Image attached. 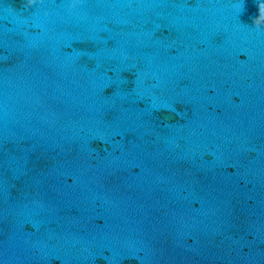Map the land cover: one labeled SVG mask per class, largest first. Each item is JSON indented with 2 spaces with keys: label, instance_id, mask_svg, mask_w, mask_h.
<instances>
[{
  "label": "water",
  "instance_id": "water-1",
  "mask_svg": "<svg viewBox=\"0 0 264 264\" xmlns=\"http://www.w3.org/2000/svg\"><path fill=\"white\" fill-rule=\"evenodd\" d=\"M264 0H0V264H264Z\"/></svg>",
  "mask_w": 264,
  "mask_h": 264
},
{
  "label": "clouds",
  "instance_id": "clouds-1",
  "mask_svg": "<svg viewBox=\"0 0 264 264\" xmlns=\"http://www.w3.org/2000/svg\"><path fill=\"white\" fill-rule=\"evenodd\" d=\"M36 0H26L27 6H32ZM256 28L264 27V2L258 3V16L253 21Z\"/></svg>",
  "mask_w": 264,
  "mask_h": 264
}]
</instances>
